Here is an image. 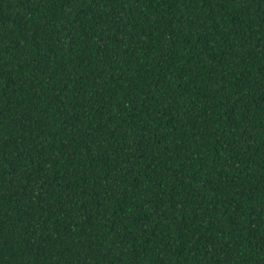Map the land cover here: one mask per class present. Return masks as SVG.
I'll use <instances>...</instances> for the list:
<instances>
[{"label":"trees","instance_id":"1","mask_svg":"<svg viewBox=\"0 0 264 264\" xmlns=\"http://www.w3.org/2000/svg\"><path fill=\"white\" fill-rule=\"evenodd\" d=\"M0 264H264V0H0Z\"/></svg>","mask_w":264,"mask_h":264}]
</instances>
